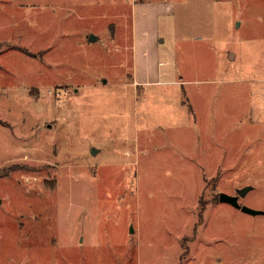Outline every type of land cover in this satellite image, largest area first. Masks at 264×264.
Returning a JSON list of instances; mask_svg holds the SVG:
<instances>
[{"label": "rangeland", "instance_id": "obj_1", "mask_svg": "<svg viewBox=\"0 0 264 264\" xmlns=\"http://www.w3.org/2000/svg\"><path fill=\"white\" fill-rule=\"evenodd\" d=\"M0 177V264H264V0H0Z\"/></svg>", "mask_w": 264, "mask_h": 264}, {"label": "water", "instance_id": "obj_2", "mask_svg": "<svg viewBox=\"0 0 264 264\" xmlns=\"http://www.w3.org/2000/svg\"><path fill=\"white\" fill-rule=\"evenodd\" d=\"M88 41H89V43H96L98 40H97V38L91 36V37H89ZM94 153H95V151L93 150L92 154H94ZM252 190H253L252 188L248 187V188H245L243 190L236 191L235 197H229V196L221 194L218 196V202L220 204L228 205V206L234 208L235 210H238L243 215H246L249 217L264 216V213L255 212V211L249 210L248 208L241 207L239 205V200L244 199L250 192H252Z\"/></svg>", "mask_w": 264, "mask_h": 264}, {"label": "crops", "instance_id": "obj_3", "mask_svg": "<svg viewBox=\"0 0 264 264\" xmlns=\"http://www.w3.org/2000/svg\"><path fill=\"white\" fill-rule=\"evenodd\" d=\"M137 81V80H136ZM141 85H143L142 83H139L137 86H141Z\"/></svg>", "mask_w": 264, "mask_h": 264}, {"label": "trees", "instance_id": "obj_4", "mask_svg": "<svg viewBox=\"0 0 264 264\" xmlns=\"http://www.w3.org/2000/svg\"><path fill=\"white\" fill-rule=\"evenodd\" d=\"M2 177H0V179H1Z\"/></svg>", "mask_w": 264, "mask_h": 264}]
</instances>
